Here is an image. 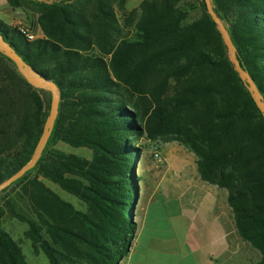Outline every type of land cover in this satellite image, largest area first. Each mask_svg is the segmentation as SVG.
<instances>
[{
	"label": "trees",
	"instance_id": "16d2710c",
	"mask_svg": "<svg viewBox=\"0 0 264 264\" xmlns=\"http://www.w3.org/2000/svg\"><path fill=\"white\" fill-rule=\"evenodd\" d=\"M35 16L41 36L0 17V34L56 83L58 115L35 166L0 192V264H32L7 216L50 264H119L137 231L141 138L178 142L200 178L227 192L239 236L264 264V116L229 59L205 0H5ZM264 101V0H211ZM34 31L33 21L26 20ZM33 25V26H34ZM51 94L0 51V184L27 164ZM84 148L80 156L57 146ZM82 204L77 209L48 184Z\"/></svg>",
	"mask_w": 264,
	"mask_h": 264
},
{
	"label": "rangeland",
	"instance_id": "374dc122",
	"mask_svg": "<svg viewBox=\"0 0 264 264\" xmlns=\"http://www.w3.org/2000/svg\"><path fill=\"white\" fill-rule=\"evenodd\" d=\"M142 0H129L127 6L129 9L136 8ZM190 12V20L200 15L197 2ZM0 17L7 23L27 24L26 20L35 23V16L31 12L23 9H16L12 12L5 0H0ZM32 27L35 28V25ZM35 33V31H34ZM36 34V33H35ZM142 146V152L135 163V174L138 185V196L134 203L133 219L136 220L140 214L143 205L150 197L151 191L159 188L162 196L156 197L146 205L145 227L143 228V237H141L140 248L144 244L150 251L144 256L140 250H136L131 260V264H172L170 257L173 252L170 251L171 245L166 244V239L170 235L169 213L176 208L174 199L177 192L191 183L196 182L197 172L196 157L184 145L172 141L164 142L161 140L151 141L141 138L137 144ZM57 146L67 152L84 156L87 152L84 148H75L67 144L58 143ZM155 153H160L162 162L157 163ZM182 172V174H181ZM47 184L64 200L71 202L77 209H83L82 202L74 195L62 190L58 185L47 181ZM4 226L6 230L20 242L27 260L32 264H50L45 254L41 250H35L31 241L25 236L26 226L15 218L5 217ZM168 232V234H167ZM144 243V244H143Z\"/></svg>",
	"mask_w": 264,
	"mask_h": 264
},
{
	"label": "crops",
	"instance_id": "0c3cea01",
	"mask_svg": "<svg viewBox=\"0 0 264 264\" xmlns=\"http://www.w3.org/2000/svg\"><path fill=\"white\" fill-rule=\"evenodd\" d=\"M34 31L36 36H41L39 28L35 27ZM194 174L196 182L177 192L173 200L176 208L169 213V233L172 236L165 243L171 245L172 264H256L261 254L239 236L232 209L226 200V190L202 180L198 172ZM162 191L159 188L151 191L134 220L137 231L130 252L119 264H131L136 250L144 256L150 251L152 243L148 247L144 243L143 248L139 247L145 227L146 205L162 196Z\"/></svg>",
	"mask_w": 264,
	"mask_h": 264
},
{
	"label": "water",
	"instance_id": "95a60500",
	"mask_svg": "<svg viewBox=\"0 0 264 264\" xmlns=\"http://www.w3.org/2000/svg\"><path fill=\"white\" fill-rule=\"evenodd\" d=\"M43 1V0H39ZM206 7L210 15L212 16L213 20L216 22L217 28L220 31L223 41L228 49V55L230 61L233 63L235 70L238 72L240 78L244 83L247 85L250 93L252 94L253 99L255 100L258 108L262 112L264 116V101L262 99V95L260 94L257 86L255 85L252 78L249 74L242 68L240 62L236 55V48L233 44L231 37L229 35L228 30L226 29L224 23L221 19L216 15L213 10V5L211 0H205ZM0 51L5 54L8 58H10L15 64L20 72V74L34 87L44 89L50 92L51 94V104H50V111L49 115L45 121L44 129L40 140L37 144V147L30 159V161L25 164L16 174L10 177L8 180L0 184V192L3 188L14 182L15 180L19 179L21 176L24 175L28 170L32 169L39 158L41 157L42 151L50 137L52 132L56 117L58 115V107L60 101V92L59 89L52 80L45 79L40 76L34 69H32L29 65L25 63L20 55H18L15 50L4 40L2 35L0 34Z\"/></svg>",
	"mask_w": 264,
	"mask_h": 264
},
{
	"label": "built area",
	"instance_id": "2783aa9c",
	"mask_svg": "<svg viewBox=\"0 0 264 264\" xmlns=\"http://www.w3.org/2000/svg\"><path fill=\"white\" fill-rule=\"evenodd\" d=\"M27 26L28 25H26V26H24V25L20 26V30L24 34H26L29 39H34L36 37V34L34 33V31L30 30ZM155 160H156L157 163H161L162 162V157H161L160 153H155Z\"/></svg>",
	"mask_w": 264,
	"mask_h": 264
}]
</instances>
